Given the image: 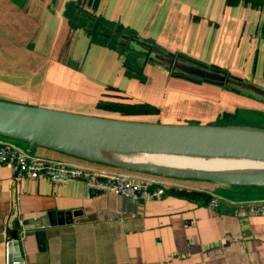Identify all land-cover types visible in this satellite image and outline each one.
I'll use <instances>...</instances> for the list:
<instances>
[{
	"label": "crops",
	"instance_id": "1",
	"mask_svg": "<svg viewBox=\"0 0 264 264\" xmlns=\"http://www.w3.org/2000/svg\"><path fill=\"white\" fill-rule=\"evenodd\" d=\"M110 28L131 38L114 44ZM176 61L224 80L173 70ZM0 101L147 123L264 130L258 127L264 124V3L0 0ZM244 111L241 126L212 124ZM20 141L30 151L36 146V156L97 165ZM7 167L0 165V264L14 251L15 231L19 256L12 264H264V213H253L264 210V187L216 188L123 172L135 182L168 184L161 199L139 201L89 190L80 180L14 179ZM216 196L215 209L209 202ZM39 221L44 226L34 231L16 226Z\"/></svg>",
	"mask_w": 264,
	"mask_h": 264
},
{
	"label": "water",
	"instance_id": "2",
	"mask_svg": "<svg viewBox=\"0 0 264 264\" xmlns=\"http://www.w3.org/2000/svg\"><path fill=\"white\" fill-rule=\"evenodd\" d=\"M173 70L184 74L222 82L224 77L183 67L178 61ZM229 83L230 81L227 80ZM0 135L23 140L30 144L54 147L79 157L120 170L150 173L177 180L207 181L222 185L264 187L262 174L179 173L161 167L120 162L101 157L82 155L70 148L159 150L213 155H240L264 159V130L192 124H157L108 117L76 114L36 106L0 101ZM47 217V225H51ZM45 221L25 222L17 227L25 231L38 230ZM46 225V224H45ZM17 232L12 233L14 251L8 264L19 256Z\"/></svg>",
	"mask_w": 264,
	"mask_h": 264
},
{
	"label": "built area",
	"instance_id": "3",
	"mask_svg": "<svg viewBox=\"0 0 264 264\" xmlns=\"http://www.w3.org/2000/svg\"><path fill=\"white\" fill-rule=\"evenodd\" d=\"M259 1L264 3V0ZM14 140V138L0 135V165L8 166L14 179H37L43 176L54 184L80 180L89 190L139 201L159 200L169 188L167 183L158 180L135 182L121 171L106 168L112 166L81 165L33 156L30 155V148L26 149ZM220 201L221 199L216 196L209 202V206L216 209ZM253 213H264V210L256 208ZM13 254L16 252L13 251L10 255Z\"/></svg>",
	"mask_w": 264,
	"mask_h": 264
},
{
	"label": "bare ground",
	"instance_id": "4",
	"mask_svg": "<svg viewBox=\"0 0 264 264\" xmlns=\"http://www.w3.org/2000/svg\"><path fill=\"white\" fill-rule=\"evenodd\" d=\"M82 155L101 157L109 160L147 164L179 173L218 174H262L264 159L240 155H213L185 152L87 149L70 148Z\"/></svg>",
	"mask_w": 264,
	"mask_h": 264
},
{
	"label": "rangeland",
	"instance_id": "5",
	"mask_svg": "<svg viewBox=\"0 0 264 264\" xmlns=\"http://www.w3.org/2000/svg\"><path fill=\"white\" fill-rule=\"evenodd\" d=\"M133 54V53H132ZM132 54H129L128 55V57H130ZM135 54V53H134ZM131 60V62H133L132 60L133 59H130ZM146 61V58H145V56L144 55H140L139 57H138V62H140V63H142V62H145ZM132 64V63H131ZM87 112H85L86 114H89V115H91L90 113H88L89 112V110H86ZM85 113H82V114H85ZM246 111H244V112H242L240 115H238V116H233V117H229L228 119H226V118H223L222 120H219V121H215L214 123H212V124H215V125H225V126H241V125H243V124H245L244 123V121L245 120H243V118H244V116H247L246 114ZM94 115V114H93ZM193 123V122H192ZM264 123V122H263ZM258 127H260V128H264V124H262V125H258ZM14 141H16V143H18V144H20L22 147H24V148H26V149H28L29 147L27 146V143H25V142H21V141H19V140H17V139H15ZM36 147V146H35ZM34 147V148H35ZM34 148L30 151V155H33V156H36V152H35V150H34ZM40 149H44V148H40ZM41 157V156H40ZM68 157H71L72 159H74V160H76V161H85L86 163H90V164H98V165H104V164H101V163H98V162H95V161H91V160H89V159H86V158H83V157H81V158H79V157H76V156H68ZM44 158H47V157H44ZM83 158V159H82ZM49 159V158H48ZM51 159V158H50ZM86 159V160H85ZM104 166H109V165H104ZM106 168H111V169H115V170H119V171H121V172H133V171H128V170H120V169H116V168H113V167H106ZM153 175V174H152ZM154 176H155V178H166V179H171V178H168V177H161V176H159V175H155L154 174ZM198 182H201L202 184H205V185H207V186H212V185H214V186H216V188L217 187H223V186H220V185H222V184H220V185H217L216 183H212V182H207V181H198ZM226 186H232V185H226ZM235 187V186H234ZM240 187V186H239Z\"/></svg>",
	"mask_w": 264,
	"mask_h": 264
},
{
	"label": "trees",
	"instance_id": "6",
	"mask_svg": "<svg viewBox=\"0 0 264 264\" xmlns=\"http://www.w3.org/2000/svg\"><path fill=\"white\" fill-rule=\"evenodd\" d=\"M93 29V27H92ZM91 29V30H92ZM109 33H110V38H111V41L115 44L117 42H122V39H123V42L124 41H127L131 38V36L129 35H126L125 33H123V30H121L120 28H110L109 30ZM110 107L112 108H116L115 105H109ZM20 141V140H19Z\"/></svg>",
	"mask_w": 264,
	"mask_h": 264
}]
</instances>
